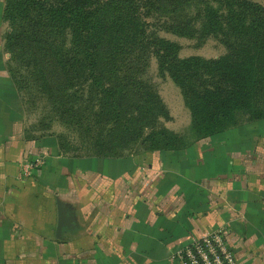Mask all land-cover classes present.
<instances>
[{
    "label": "crops",
    "instance_id": "1",
    "mask_svg": "<svg viewBox=\"0 0 264 264\" xmlns=\"http://www.w3.org/2000/svg\"><path fill=\"white\" fill-rule=\"evenodd\" d=\"M3 2L0 264H170L193 237L221 228L239 264H264V125L117 158L26 139L4 61Z\"/></svg>",
    "mask_w": 264,
    "mask_h": 264
},
{
    "label": "trees",
    "instance_id": "2",
    "mask_svg": "<svg viewBox=\"0 0 264 264\" xmlns=\"http://www.w3.org/2000/svg\"><path fill=\"white\" fill-rule=\"evenodd\" d=\"M130 1L4 0L2 21L10 28L3 37L4 52L10 57L6 71L14 85L20 82L18 75L24 74V78H31L36 85L39 80L47 88V72L53 69L52 73L65 76L70 87L86 89L99 104L104 100V109L99 106L102 119L119 118L118 90L106 85L99 74L98 34L105 8ZM180 2L182 6L188 3ZM213 2L218 5L217 10L207 7L195 22H187L186 26H200L193 29L195 37H217L226 48L225 55L214 60L197 57L179 60L174 53L176 47L163 40L159 44L164 49L155 51L160 74H168L182 90L192 118V143L226 132L234 126L239 111L248 112L250 120L264 118V5L259 0ZM152 3V0L136 1L133 8L137 13L139 7L148 10ZM66 36L68 46L62 45ZM25 44L30 46L27 51ZM57 107L55 111H63V105ZM138 136L146 153L187 148L182 136L166 129ZM58 145L64 154L79 151L61 140ZM92 148L93 153L86 157L122 156L103 152L96 144Z\"/></svg>",
    "mask_w": 264,
    "mask_h": 264
},
{
    "label": "rangeland",
    "instance_id": "3",
    "mask_svg": "<svg viewBox=\"0 0 264 264\" xmlns=\"http://www.w3.org/2000/svg\"><path fill=\"white\" fill-rule=\"evenodd\" d=\"M136 1L146 0L113 3L105 8L98 34V70L104 83L118 90L119 118L102 119L99 106L104 109V100L99 104L86 89L70 87L65 76L52 73L53 69L47 72V88L39 80L36 85L31 78H24V74L18 75L20 82L15 86L7 72L20 108L16 117L24 125L26 138L55 137L79 148L71 153L78 157L92 154L94 144L103 152L118 155L143 153L138 135L160 129L182 136L187 148L192 144L190 110L181 88L168 74H160L155 51L164 49L159 44L163 40L176 47L174 53L179 60H214L225 55L226 48L217 37H195L193 29L200 26H186L187 22H195L207 7L217 10L218 5L213 0H186L188 3L183 6L180 0L174 4L152 0L148 10L139 7L136 13ZM259 2L264 5V0ZM8 31L10 28L4 23V35ZM62 45L68 46V36ZM29 48L25 44L26 51ZM7 55L6 58L4 52L6 66L10 58ZM60 105L63 111H55ZM232 125L226 133H239L242 125H264V118L250 120L243 110L237 112Z\"/></svg>",
    "mask_w": 264,
    "mask_h": 264
},
{
    "label": "built area",
    "instance_id": "4",
    "mask_svg": "<svg viewBox=\"0 0 264 264\" xmlns=\"http://www.w3.org/2000/svg\"><path fill=\"white\" fill-rule=\"evenodd\" d=\"M38 166L40 160H35ZM170 264H239L226 239L224 229H218L199 237L178 249L169 258Z\"/></svg>",
    "mask_w": 264,
    "mask_h": 264
},
{
    "label": "water",
    "instance_id": "5",
    "mask_svg": "<svg viewBox=\"0 0 264 264\" xmlns=\"http://www.w3.org/2000/svg\"><path fill=\"white\" fill-rule=\"evenodd\" d=\"M62 223H63V219H62V217L59 216L58 231H60V227H61Z\"/></svg>",
    "mask_w": 264,
    "mask_h": 264
}]
</instances>
